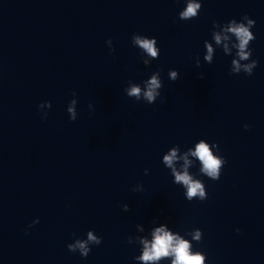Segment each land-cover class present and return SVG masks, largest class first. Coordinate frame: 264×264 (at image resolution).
I'll list each match as a JSON object with an SVG mask.
<instances>
[{"label": "clouds", "instance_id": "obj_1", "mask_svg": "<svg viewBox=\"0 0 264 264\" xmlns=\"http://www.w3.org/2000/svg\"><path fill=\"white\" fill-rule=\"evenodd\" d=\"M186 7L179 12V19L181 20H192L195 19L202 8V4L199 0H185ZM241 22H238L236 19L229 20L227 23H224L223 31L225 35L222 37L220 34L214 33V39L217 44H219L222 40H229L228 33L231 36L235 37V40L238 43L233 44V47L237 49L236 56L237 59L232 60V69L230 71L231 74H239L241 72L246 75H252L253 70L257 67V61L255 59H251L250 63L241 64L240 61L249 60L250 56H252V50L249 51L248 46L249 43L256 39L254 33L251 29L255 25V21L249 18L247 15H244ZM221 23L217 21H213V28L219 27ZM132 42L134 45L138 46L142 49L148 56L152 58H159L160 49L157 48V40L155 37L147 38V36H142L139 34H133ZM108 44H112L111 40L107 41ZM111 49V48H110ZM114 50V49H113ZM225 52H228V45H224ZM208 55L205 57L207 61H211V53L212 47L208 45ZM143 63L145 65L149 64L148 60H144ZM197 67L199 65L197 64ZM160 72L157 71L155 74L151 75L150 79L144 81V89L137 85L132 84L130 87L126 89V94L130 98H135L136 101H141L143 98L147 104H153L156 102L158 97H160V89L163 87L162 82L159 78ZM170 78L175 81L178 79L177 71L170 72ZM75 94V93H73ZM74 103V102H73ZM45 106L41 103L38 107L41 108ZM48 106H51L50 102ZM89 107H91L89 105ZM69 113V119L75 121L77 119L76 112L74 108L69 107L67 109ZM47 115H44L46 118ZM245 129L249 126L247 124L244 125ZM212 147H217L216 144H213ZM177 148H172L171 151L164 155L163 162L169 168L172 169V173L175 177V183L182 184L186 188V198L188 201H192L193 198H198L203 201L208 198V195L205 191L204 184L199 180H193L192 176L188 174V155H192L200 161L202 167L200 168V172L206 175L208 178L212 180H219L221 176L222 169L226 163V160L222 156L213 155L212 150L209 147V144L203 142V140L198 143L195 147L194 151H191L188 154H185L182 159L184 160V170L177 171L174 162L178 159L177 156ZM218 151V149H217ZM147 169H145V174H147ZM39 220H34L33 225L38 223ZM32 225H29L31 227ZM239 231V229H237ZM192 239L196 242H200L202 239L201 230H195L192 233H189ZM152 240L149 242L144 239L141 240L143 244V253L141 256L134 257L135 260L143 261L144 264H149V262L160 261L162 258H171V264H203L205 260V255L201 254L199 251L194 252L192 250V245L186 239L181 238L179 235H173L171 232L167 231L163 226L156 228L152 234ZM102 243V237L93 235L92 231H89L87 234V240L77 239L74 244H68V250L70 252L75 253L79 250V254L81 257L87 258L91 251L90 244L100 245ZM128 243H132L131 239H128Z\"/></svg>", "mask_w": 264, "mask_h": 264}]
</instances>
